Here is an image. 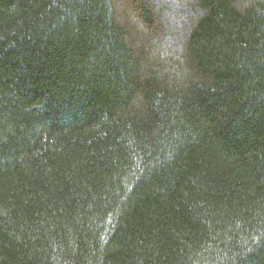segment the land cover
<instances>
[{
    "label": "trees",
    "instance_id": "1",
    "mask_svg": "<svg viewBox=\"0 0 264 264\" xmlns=\"http://www.w3.org/2000/svg\"><path fill=\"white\" fill-rule=\"evenodd\" d=\"M0 264H264V0H0Z\"/></svg>",
    "mask_w": 264,
    "mask_h": 264
}]
</instances>
